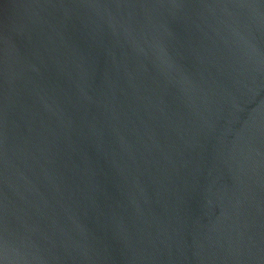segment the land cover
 <instances>
[{
	"label": "water",
	"instance_id": "1",
	"mask_svg": "<svg viewBox=\"0 0 264 264\" xmlns=\"http://www.w3.org/2000/svg\"><path fill=\"white\" fill-rule=\"evenodd\" d=\"M0 264H264V0H0Z\"/></svg>",
	"mask_w": 264,
	"mask_h": 264
}]
</instances>
